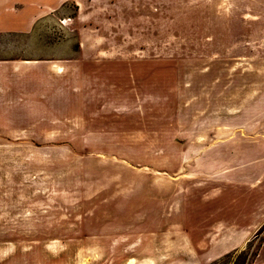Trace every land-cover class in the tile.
<instances>
[{"label": "rangeland", "instance_id": "obj_1", "mask_svg": "<svg viewBox=\"0 0 264 264\" xmlns=\"http://www.w3.org/2000/svg\"><path fill=\"white\" fill-rule=\"evenodd\" d=\"M263 225L261 0H0V264H264Z\"/></svg>", "mask_w": 264, "mask_h": 264}, {"label": "crops", "instance_id": "obj_2", "mask_svg": "<svg viewBox=\"0 0 264 264\" xmlns=\"http://www.w3.org/2000/svg\"><path fill=\"white\" fill-rule=\"evenodd\" d=\"M261 3L264 4V0H261ZM199 216L202 217L204 215H199ZM224 216H225L224 214H221V215L218 214L215 216L210 214V213L208 214V218L215 219L211 222L212 227L218 229V234H224L225 235V229L228 228V230H229V228H230V221L228 219L226 220V218H229V217H224ZM227 240L228 241H226V239L223 238V240L220 241V243L217 247H215L214 245L211 246V250H212L211 256L207 255V253H198V254H196V257L194 258V260L197 262V264H204L208 261V258H210V260H215V259L219 258V256L221 254H224L230 250L229 249L230 248V246H229L230 242H229V239H227ZM181 244L184 246H187V247L190 246L189 244L184 243L183 241L181 242ZM190 244H191V242H190ZM158 245L159 246H165V247L169 246V248H173V247H170V245L166 244L165 241L160 242ZM145 246H147V245H145ZM177 257L180 258L181 260H185V259H183V256H181V255H177ZM159 260H160V258H159ZM157 261L158 260L151 259V258H141V259H137L132 264H156ZM253 264H256V261Z\"/></svg>", "mask_w": 264, "mask_h": 264}, {"label": "bare ground", "instance_id": "obj_3", "mask_svg": "<svg viewBox=\"0 0 264 264\" xmlns=\"http://www.w3.org/2000/svg\"><path fill=\"white\" fill-rule=\"evenodd\" d=\"M131 261V259H129V262ZM128 263V262H127ZM79 264H84V262L83 261H81Z\"/></svg>", "mask_w": 264, "mask_h": 264}, {"label": "built area", "instance_id": "obj_4", "mask_svg": "<svg viewBox=\"0 0 264 264\" xmlns=\"http://www.w3.org/2000/svg\"><path fill=\"white\" fill-rule=\"evenodd\" d=\"M262 231L264 232V225H263Z\"/></svg>", "mask_w": 264, "mask_h": 264}]
</instances>
